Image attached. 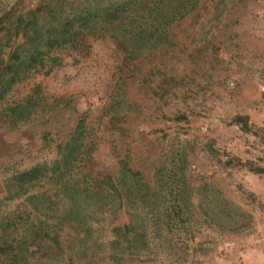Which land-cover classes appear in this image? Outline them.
<instances>
[{
    "label": "rangeland",
    "instance_id": "obj_1",
    "mask_svg": "<svg viewBox=\"0 0 264 264\" xmlns=\"http://www.w3.org/2000/svg\"><path fill=\"white\" fill-rule=\"evenodd\" d=\"M52 1L58 0H0V56L15 48L13 18ZM64 1L63 10L68 12L79 5L103 7L117 0ZM139 1L146 4L142 19L128 27L125 20L92 24L80 42L53 49L43 58L39 73L12 86L0 99V245L4 235L8 243L18 244L21 264H42L31 246L34 218L28 219L26 213L18 217L17 210L24 209L22 200H9L6 184L12 187L10 178L17 172L55 160L58 146L77 124L92 151L87 154L83 149L73 169L90 192L105 197L108 187L97 179L120 170L125 162L139 174L135 180H142L140 185L161 188L160 202L175 206L182 168L194 197L215 188L252 214L253 224L247 230L218 233L200 224L193 228L194 239L173 215L172 231L166 236L175 245L173 251L184 258L175 264H207L220 248H233L232 244L264 234V203L238 188L234 178L259 168L248 159L256 154L249 150L264 145V131L257 128V137L244 136L228 124L238 114L230 83L250 78L264 85V0H198L197 7L168 27L167 37L160 40V34L144 31L159 22L158 12L150 9L157 0ZM49 68L52 71L45 75ZM18 105L21 109L15 111ZM227 174L233 177L227 180ZM42 187L33 184L28 193ZM48 195L50 202L56 201L57 193ZM133 206L139 208L140 203ZM103 209L108 214L110 206ZM157 209L161 212L162 205ZM128 210L133 217L121 211L113 222L109 215L105 221L90 220L91 239H109L112 227L129 224L140 212ZM47 224L51 237H56L61 230L55 229L56 220ZM165 254L144 251L145 262L124 257L123 264H164ZM2 260L3 256L0 264ZM67 260L80 264L68 252Z\"/></svg>",
    "mask_w": 264,
    "mask_h": 264
},
{
    "label": "trees",
    "instance_id": "obj_2",
    "mask_svg": "<svg viewBox=\"0 0 264 264\" xmlns=\"http://www.w3.org/2000/svg\"><path fill=\"white\" fill-rule=\"evenodd\" d=\"M64 2L52 1L48 5L41 4L33 10L12 15L15 17L9 26L10 30H15L16 41L13 51L5 57L0 56V99L12 86L25 80L32 73H39L40 69L44 68L43 58L50 56L53 49L72 47L80 42L82 37L88 34L92 24L96 22L123 24L125 20L128 27L138 18L142 19L146 7V4L139 0H117L103 7L79 5L65 12ZM197 4L198 0H157L154 8L150 6V9L158 12L159 22L146 26L144 31L148 35L160 34L159 40L166 38L167 28L194 10ZM1 21L4 22L3 19ZM51 71L52 68H49L45 75ZM241 82L239 79L236 83H230L235 92H238ZM20 109L21 105H18L15 111ZM228 124L237 126L243 133L258 136L259 130L250 124L249 118L245 115L236 114ZM83 131L81 124H77L65 143L58 146L55 160L17 172L10 178L12 187L6 184L10 194L8 199L22 200L21 205L24 209L17 210L18 217L22 218V214L26 213L28 219L34 218L30 229L34 239L31 246L38 254V262L68 264V252L73 254L80 264H123L124 257L130 262L143 263L145 260H141V255L144 251H155L157 254L163 251L166 253L164 264L179 263L184 261V258L173 251L175 245H172L166 236L172 231L173 215L176 217L175 223L180 224L179 227L192 239L193 228H198L200 224L218 233L237 234L251 228L252 214L227 198L220 190L204 189L198 193V198L194 197V188H191L182 168H179V181L176 184L180 200L173 201L176 203L175 206H166L167 202H160V199H164V196L160 195L161 188L153 190L148 183L140 185L142 180H135L139 174L133 172L125 162H122L120 170L111 173L105 179H97L98 183H104L108 187L105 197L110 200L106 202L105 197L100 195L101 192H90L87 184L78 178V172L73 169L83 149H87L85 150L87 154L92 151L88 143H85ZM252 172L264 175L261 168ZM33 184H42L43 190L29 194V186ZM47 186L49 192L57 193L55 202H50ZM136 202L140 203L139 208L133 206ZM106 205L110 206L108 214L103 209ZM159 205H162L161 212L157 209ZM130 207L140 212L129 224L112 227L111 237L107 240L98 242L97 239H91L93 225L90 220L105 221L109 215L113 222L121 211H126L133 217L132 212L128 210ZM100 215L101 219L95 218ZM197 215L200 217L196 220ZM55 220V229L61 230L56 237H51L47 221ZM64 246L67 252L64 251ZM21 253L18 244L8 243V237L2 236L0 245L2 264H21L23 254Z\"/></svg>",
    "mask_w": 264,
    "mask_h": 264
},
{
    "label": "crops",
    "instance_id": "obj_3",
    "mask_svg": "<svg viewBox=\"0 0 264 264\" xmlns=\"http://www.w3.org/2000/svg\"><path fill=\"white\" fill-rule=\"evenodd\" d=\"M234 99V104L238 107L237 113L247 116L251 125L264 131V85L256 80L251 81L250 78H243L238 92L234 95ZM231 127L236 128L240 134L247 136L237 126L233 125ZM253 139L256 138L253 137ZM229 142L231 143L232 141L229 140ZM233 143L236 144V142ZM255 147L258 148L257 151H249L256 154L248 159L257 163V166L264 170V145L259 147L257 144ZM244 148L247 149L248 147ZM217 149L219 151L220 147H217ZM227 175V180H230L229 177L232 174ZM234 178L238 185L240 184L238 188L248 191L252 197L264 203V175L245 171ZM258 227L261 231V225H258ZM233 245H235L233 248H220V250L210 256L207 264H264V234L252 241H242Z\"/></svg>",
    "mask_w": 264,
    "mask_h": 264
}]
</instances>
